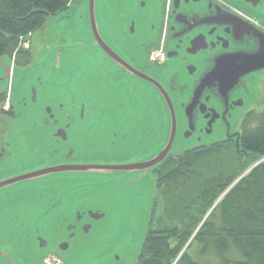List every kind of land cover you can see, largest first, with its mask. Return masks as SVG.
Masks as SVG:
<instances>
[{"label": "flooded vegetation", "instance_id": "flooded-vegetation-1", "mask_svg": "<svg viewBox=\"0 0 264 264\" xmlns=\"http://www.w3.org/2000/svg\"><path fill=\"white\" fill-rule=\"evenodd\" d=\"M120 8L125 12L118 18ZM72 11L66 10L68 18ZM98 17L103 39L124 62L96 43L91 28L90 41L50 50L54 65L48 83L54 89L63 86L65 97L59 109L64 113L56 114L47 105L45 116L15 120L18 106L7 81L14 75L16 57L10 77L4 80V71L1 78L0 98L5 95V99L0 104V182L41 169L68 167V171H53L0 189V209L5 198H14L15 187H22L23 193H38L41 188L46 193L30 204L23 202L18 213L14 207L7 214V210L0 212V264H68L61 252L70 247L74 231L88 232L93 221L105 214L86 202L104 198L100 191L112 186L126 197L139 175L137 171L69 169L131 164L152 156L155 152L143 159L115 161L107 155L114 154L116 144L128 140L146 120L142 122V114L137 119L138 105L156 103L166 110L169 121L172 105L177 121L181 116L184 124L181 135L186 136L192 124L191 137L199 140L220 126L225 133L221 140L237 142L240 130H234L233 124L244 125L255 112L239 109L246 105L245 96L252 94L249 78L264 68L242 74L225 93L218 79L204 87L202 81L225 57L264 50V0H121L119 4L102 0ZM31 47L30 43L24 49ZM238 65L240 73L247 68ZM34 96L35 87L32 101ZM14 126L21 128L14 131ZM169 132L170 127L168 137Z\"/></svg>", "mask_w": 264, "mask_h": 264}, {"label": "trees", "instance_id": "trees-1", "mask_svg": "<svg viewBox=\"0 0 264 264\" xmlns=\"http://www.w3.org/2000/svg\"><path fill=\"white\" fill-rule=\"evenodd\" d=\"M73 1L0 0V57L32 62L21 37ZM254 115L258 124L243 126L239 149L235 140L203 144L153 170L150 229L134 264H264V162L252 166L264 157V111Z\"/></svg>", "mask_w": 264, "mask_h": 264}, {"label": "rangeland", "instance_id": "rangeland-1", "mask_svg": "<svg viewBox=\"0 0 264 264\" xmlns=\"http://www.w3.org/2000/svg\"><path fill=\"white\" fill-rule=\"evenodd\" d=\"M110 2L112 0H106V3L110 4ZM113 2L116 3V0ZM117 2L119 4L121 0ZM101 5L102 0H97V16H99ZM87 10L88 0H74L69 7V11H72L69 18L66 16V11L52 15L48 17L42 28L23 40L31 43L32 47L28 51L33 61L25 65L14 62V75L7 81V88L13 91V99L18 106L15 120L19 121L27 115L45 116L47 105L51 106L56 114L64 113L59 109V102L63 99L64 93L59 94L61 88L56 91V88L54 89V86L48 83L54 65V60L48 52L52 49L60 50V48L66 50V44L72 46L77 42L86 43L91 40L87 33L90 28ZM124 10L120 8L117 13L118 18L125 12ZM61 16L66 17L61 18ZM114 22L118 23L116 17ZM15 56V53H10L0 57V83L4 74L3 66L11 65ZM88 56L89 54H86L81 59L84 60ZM248 83L252 94L245 96L246 105L239 111L245 112L252 108L255 112L261 113L264 111V72L252 74ZM34 87L37 90V96L35 101H32L30 96L31 89ZM136 110H138L137 119L139 120V115L142 114L144 117L142 122L146 120L139 124L136 133L128 135V140L122 144H116L114 154H107L115 161L146 158L166 143L170 127L166 110L156 103H153L151 107L138 105ZM135 112L133 111V114ZM178 120L179 132L173 153H181L200 143L209 144L225 137L221 127L216 126L211 135H202L201 140L197 136L186 138L180 132L184 125L181 116ZM257 124L258 119L254 115L244 125L240 121L236 125L233 124V129L240 130L241 134L243 126L252 127ZM20 128L14 126L12 130H20ZM2 129L0 125V130ZM263 162L264 157H259L252 166ZM20 189L23 188H14L17 192L13 194V199L5 198L3 202L1 201L5 207H1L0 212L4 214L8 208L14 207L12 210L18 213L21 211L20 206L23 202L30 204L46 195L43 188L38 193L30 191L23 193ZM100 194L104 198H90L93 202L87 201L86 205L89 207L95 205L93 208L99 207L105 213L104 217L93 221L92 228L88 232L82 228L74 231V235L69 239L70 247L63 252L60 251L61 257H64L68 264H134L140 254L146 233L150 229L152 203L156 196V175L150 171L142 179L134 182L126 197L121 195L116 186L105 187ZM154 227L157 228L156 225Z\"/></svg>", "mask_w": 264, "mask_h": 264}, {"label": "water", "instance_id": "water-1", "mask_svg": "<svg viewBox=\"0 0 264 264\" xmlns=\"http://www.w3.org/2000/svg\"><path fill=\"white\" fill-rule=\"evenodd\" d=\"M87 12L89 13L88 18L90 21V28H91L90 30L92 31L95 37L96 43L100 44L106 50V52L116 61L121 60L122 62H124L123 59L114 50L109 48V46L107 45V43L105 42V40L103 39L101 35L100 25H99V20H98L99 17L97 16L98 15L97 14V0H88ZM83 50L84 48H82L80 51L83 52ZM228 58L225 57L224 61L223 59L220 60V62L218 63L217 69H215V71L212 74H210L208 77H206V79L202 81L203 83L202 87H204L205 83L208 84L211 79H218L221 83H223V86L221 87L222 89L221 92L225 93L227 90L230 89L231 85H233L236 81H238V79L240 78L242 74L247 73V72L257 71V70L264 68V50L261 53L256 54V55H248V54L236 55L232 57L230 56ZM239 62L243 64H247L246 70L243 69L242 73H240L241 65H238ZM11 68H12V64L3 66V69H4L3 71H5L4 80L10 77ZM60 88L61 90L59 91V94L64 93L63 97H65L63 86L62 87L60 86ZM58 89L59 87L58 88L56 87V91ZM159 89L161 90L163 94L164 92H166L162 86ZM166 96L169 99L167 93H166ZM170 111H171V121H170V132H169L168 140H166L167 142L161 147L159 151L155 152L148 159L135 162V163H131V164H122V165H88V166L84 165L83 167H78V168L72 167L69 170H75V169L76 170L80 169L84 171L96 170V171H104L107 173H115L117 171H124V172L137 171L139 173L137 180L142 179L152 169H155L157 166L162 164L168 158V156L173 152L174 145H175L176 138H177L178 121H177V117H176V114H175V111L172 105H170ZM91 112L92 110H90V113ZM87 113L88 111L86 112V114ZM212 121L209 123V126L212 125ZM189 129L190 131L185 136L186 138L191 137V133H192L191 131L194 129V126H192L191 124ZM237 148L238 149L240 148L239 140L237 141ZM67 169L68 167H59L55 169H52V168L41 169V170H36L28 174L9 178V179H6L0 182V189L7 188L19 181L21 182L23 180L34 179V178L45 176V175H48L54 172L68 171ZM99 214H96V217H98Z\"/></svg>", "mask_w": 264, "mask_h": 264}, {"label": "built area", "instance_id": "built-area-1", "mask_svg": "<svg viewBox=\"0 0 264 264\" xmlns=\"http://www.w3.org/2000/svg\"><path fill=\"white\" fill-rule=\"evenodd\" d=\"M21 39H23V37H21Z\"/></svg>", "mask_w": 264, "mask_h": 264}]
</instances>
